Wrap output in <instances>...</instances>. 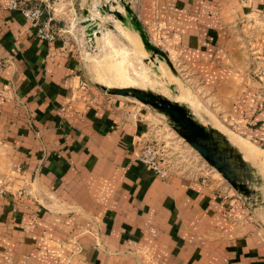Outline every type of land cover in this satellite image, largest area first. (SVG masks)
<instances>
[{
    "label": "crops",
    "instance_id": "obj_1",
    "mask_svg": "<svg viewBox=\"0 0 264 264\" xmlns=\"http://www.w3.org/2000/svg\"><path fill=\"white\" fill-rule=\"evenodd\" d=\"M126 1L152 42L234 82L218 88L243 98L235 127L264 145V91L251 86L264 81L237 74L252 62L231 36L241 19L254 20L245 34L264 24V0ZM259 34L251 48L264 51ZM78 68L0 0V264H264V226L234 192L137 161L145 114Z\"/></svg>",
    "mask_w": 264,
    "mask_h": 264
},
{
    "label": "rangeland",
    "instance_id": "obj_2",
    "mask_svg": "<svg viewBox=\"0 0 264 264\" xmlns=\"http://www.w3.org/2000/svg\"><path fill=\"white\" fill-rule=\"evenodd\" d=\"M61 1H57L61 3L58 4L57 12L59 13L56 14L54 21L55 30L58 33L57 41L65 48L66 53L73 54L83 82L103 96L123 98L122 100L126 102L124 106L129 105V108L134 109L135 112L142 110L145 114L143 119L148 127L146 135L140 141L136 150V160L142 163L140 158L142 149L146 144L154 145L158 149L160 162L166 169V174L163 177L165 180L173 176H179L197 180L203 184L218 182L232 190L235 196L250 210L251 216L264 226V172L256 164L250 162L253 166L255 165L254 168L262 179V183L255 182L253 184V187L259 191L261 199L255 196L253 201L251 198L242 196L215 167L211 166L171 126L164 115L131 96L111 94L98 79L103 77L112 80V78L120 75L123 84L137 85L138 74L145 71L151 83H153L149 85L144 83L145 89L163 95L165 93L168 98L187 104L205 124L215 126L226 135L231 133L234 136L241 137L264 151V145L250 138L242 128V124L241 128L238 126L239 129L235 127L234 118L237 117L234 115L241 114L244 111L239 104L243 98L235 101L233 93L225 92V88H218L221 85L231 90L234 82L221 84L210 79L209 71L211 68H209L210 70L199 68L193 64L195 61L189 59L192 57L186 56V54L183 56L180 52L172 51L169 53L154 42L169 56L174 70L161 61L158 56L155 57V60H151L150 54L145 50L142 42L140 48L133 43L130 35L137 36L140 40L137 33L128 29V34H123L117 25L118 23L122 24L120 20L112 14L101 15L98 7L107 2L113 9L118 8L122 13H125L119 0H116L117 7L112 6L111 0ZM90 15L98 18L101 25V35L95 36V41H91L87 36L83 25V21ZM244 20L241 19L233 24L231 26L232 32H230L239 47L243 50L247 48L249 54L245 55L250 56L252 63L248 67H236L235 71L240 75H243L247 70L251 71V75L255 79L264 81V51L259 50L256 45L251 48V45L255 42L254 34H257V32L259 34V30L264 24L260 23L261 18L257 15V19H255L257 23L254 25L256 27L245 34L243 29ZM249 21L254 22V20L248 19L247 22ZM110 24L115 25V28H110ZM258 40H261V38L258 37ZM105 63H108L109 66L105 67ZM155 68L161 69L157 72ZM239 84L244 85L243 82H239ZM251 86L256 94L264 91L263 82L258 81L252 83Z\"/></svg>",
    "mask_w": 264,
    "mask_h": 264
},
{
    "label": "water",
    "instance_id": "obj_3",
    "mask_svg": "<svg viewBox=\"0 0 264 264\" xmlns=\"http://www.w3.org/2000/svg\"><path fill=\"white\" fill-rule=\"evenodd\" d=\"M125 10L122 13L118 8H112L107 2L98 7L101 15L112 14L127 29L134 31L140 37L145 50L150 54L151 60L155 57L165 62L174 70L169 56L158 46H156L147 34L142 22L134 12L131 4L126 0H119ZM113 7H117V1L111 0ZM85 31L91 41H95V36L101 35V25L98 18L91 15L84 21ZM110 28L115 25L110 24ZM158 72L159 70L155 68ZM111 94L131 96L140 102L153 108L158 113L164 115L171 126L213 167H215L223 177L245 198L253 201L258 197L261 199L259 191L253 187L255 182L262 183L261 177L257 174L254 166L247 161L242 152L233 145L226 134L215 126L202 122L191 110L182 102L172 100L167 96L156 93L153 90L136 86L126 87H106Z\"/></svg>",
    "mask_w": 264,
    "mask_h": 264
},
{
    "label": "built area",
    "instance_id": "obj_4",
    "mask_svg": "<svg viewBox=\"0 0 264 264\" xmlns=\"http://www.w3.org/2000/svg\"><path fill=\"white\" fill-rule=\"evenodd\" d=\"M9 8L19 12L31 25L35 35L44 41H57L55 30L57 0H9ZM158 149L152 144H146L140 158L143 164L156 173L165 176L166 169L161 164Z\"/></svg>",
    "mask_w": 264,
    "mask_h": 264
},
{
    "label": "bare ground",
    "instance_id": "obj_5",
    "mask_svg": "<svg viewBox=\"0 0 264 264\" xmlns=\"http://www.w3.org/2000/svg\"><path fill=\"white\" fill-rule=\"evenodd\" d=\"M118 28H120L121 33L123 34H128V29L126 27H124L122 24L118 23ZM130 37L133 40V43L140 48L139 46L141 45V40L138 39V37H133L132 35H130ZM137 51V50H136ZM102 62V61H101ZM103 63V62H102ZM98 64V62H97ZM102 66V65H101ZM105 67H108V63L104 64ZM161 69V68H159ZM158 69V70H159ZM164 69V67H163ZM121 70V68H120ZM106 74V73H105ZM164 76V75H163ZM126 77V76H125ZM124 77V78H125ZM112 78V77H110ZM138 78V83L137 85H125L122 83V79L121 76L119 75V77H115L112 78V80H108V79H104L103 77H99V81L100 83H102L104 86L106 87H126V86H136V87H140V88H144L145 84L149 85L151 83L150 78L148 77L147 73L142 72L141 74H138L137 76ZM145 83V84H144ZM153 84V83H151ZM161 84V83H160ZM167 84V83H166ZM164 85V84H163ZM162 88V87H161ZM168 91V88H167ZM167 93V92H166ZM165 95V93H164ZM185 99V98H184ZM174 100V99H173ZM194 113V112H193ZM229 139V141L235 145L243 154L244 158L247 161L252 162L253 164H256L259 169L261 171L264 172V151L257 148L256 146H254L253 144H251L249 141L241 138V137H237L232 135L231 133H227L226 135ZM255 166V165H254Z\"/></svg>",
    "mask_w": 264,
    "mask_h": 264
}]
</instances>
